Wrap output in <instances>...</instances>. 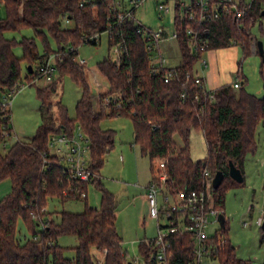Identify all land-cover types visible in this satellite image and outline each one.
Masks as SVG:
<instances>
[{"label": "trees", "instance_id": "obj_1", "mask_svg": "<svg viewBox=\"0 0 264 264\" xmlns=\"http://www.w3.org/2000/svg\"><path fill=\"white\" fill-rule=\"evenodd\" d=\"M0 1L5 4L7 12L6 18L0 21V33L30 27L43 44V53L40 54L33 39L23 38L19 42L23 53L21 59L28 63L24 78L30 80L36 67L48 55L65 52L56 63L58 78L67 74L82 87L74 119L67 116L66 108L60 102L49 101L57 92L59 80L37 88L43 122L28 140H17L6 152H0V182L8 179L11 183L10 193L0 199V264L132 263L122 248L116 228L113 195L104 189L99 177L89 183L73 179L48 148L50 134L71 133L79 125L90 143V166L99 173L114 142V132L99 127V120L106 116L131 119L134 143L141 154L149 158L151 178L156 161L165 160L167 187L172 193L201 188L205 168L211 174L222 171L223 180L212 194L214 208L223 213L225 191L238 185L228 176L227 162L232 161L243 174L245 154L256 149L255 126L264 121V92L262 96L246 92L244 77L238 89L224 84L207 91L201 76L204 87L196 84L193 64L199 53H192L186 29L197 28L207 41V50L230 46L235 40L246 54L251 39L247 26L250 21L264 17L260 14L264 0H251L241 19L220 11L218 18L199 27L181 14L180 0H174L172 20L180 63L175 67L161 68L156 73L151 72L147 41L135 32L133 20L118 22L116 0H90L81 5V0ZM237 1L241 5L244 0ZM66 23H71V27H64ZM106 30H110L109 47L119 43L120 53L118 59L104 58L96 65L108 89L97 95V109H94L93 95L75 56L77 47L88 37ZM48 37L54 40L56 48L51 49ZM15 45L13 41L0 39V92L11 89L21 79V60L12 52ZM168 73L170 76L165 82ZM104 99L108 102L105 103ZM53 106L57 109V116ZM10 121V110L0 112V141L3 140L1 131L11 130ZM192 129L200 130L205 140L206 156L202 160L193 161L189 154ZM88 184L101 191L99 208L86 206ZM48 198L81 199L85 207L81 213L58 212L57 222L45 209ZM18 220L30 235L22 242L16 237ZM226 231L225 221L224 226L210 237L217 245L215 259L219 264H250L248 260L236 257ZM64 234L74 235L77 239L72 259L63 256V248L57 243L58 237ZM171 241L173 258L170 264H185L192 246L190 235L176 234ZM92 250L103 254L102 258L95 256ZM139 251L147 254L142 242Z\"/></svg>", "mask_w": 264, "mask_h": 264}, {"label": "rangeland", "instance_id": "obj_2", "mask_svg": "<svg viewBox=\"0 0 264 264\" xmlns=\"http://www.w3.org/2000/svg\"><path fill=\"white\" fill-rule=\"evenodd\" d=\"M166 2L171 9L167 14H160L156 7L155 0H144L141 5L133 10V17L143 25L146 30L157 31L163 29V40L158 47L152 44L149 52L153 64L158 61L159 53L165 56V67H174L180 63V54L175 39L170 38L173 34L174 25L172 23L174 0H159ZM245 3L250 0H244ZM185 5L190 0H180ZM126 8L131 5L125 0ZM7 16L5 4L0 2V21ZM64 27H71V23H66ZM250 38L260 41L263 48L264 57V17L250 21L247 26ZM10 40L16 43L12 52L17 59H20V81L26 86L13 96L9 105L11 112V130L9 135L0 141V152H6L17 140L26 141L33 136L38 126L43 122L40 113V100L36 90L49 84L46 79H39L35 83L28 84L25 77V67L27 62L22 60V48L19 42L23 38L33 39L38 52L43 53V44L35 31L30 27L19 30H6L0 33V39ZM51 49L56 48V44L51 37H48ZM251 45V46H250ZM249 48L246 54L239 44H231L228 47L214 48L211 52L218 54L217 67L210 58V52H204L202 58L206 60L207 77L208 71L216 73V76L223 84H232L238 81L241 85L243 77L246 82L243 88L246 92L255 96H262L264 92V60L257 53L253 52L255 46L252 38L249 41ZM207 55V56H206ZM220 55V56H219ZM75 61L80 66V60L85 64L81 65L85 73L88 90L93 95V106L97 109V95L108 89L106 80L98 73L97 63L104 58L113 59L115 57L114 48L108 45V34L102 32L96 44H81L77 47ZM33 66H35L33 64ZM193 69L200 75H204L201 68L200 59L193 64ZM238 72V75H237ZM56 72L53 75L54 81L59 80L56 86L57 92L49 101L60 102L66 108L67 116L75 118V106L81 98L82 87L75 83L72 78L64 74L61 79ZM53 81V82H54ZM237 91V90H236ZM55 116L57 109L53 106ZM58 120V119H57ZM60 120H58L59 123ZM99 127L103 130L110 129L114 132L113 148L106 154L103 166L99 170L100 182L105 190L110 192L115 201L116 228L121 238V245L128 260L140 261L143 258L139 251L142 241L152 239L156 236L157 223L149 215L148 204L143 203L142 195L144 186L151 179L150 161L147 156L141 154L139 147L134 143L133 124L129 117H103L99 120ZM76 132V131H74ZM254 140L256 149L254 152H247L243 160L242 185H234L225 191L223 214L226 221V236L235 249V255L242 260H248L250 264H264V230H261L258 220L263 217L264 212V121H259L254 130ZM189 154L193 161L202 160L206 156V145L203 134L198 129H192L188 141ZM64 150V149H63ZM54 148L51 153L55 154ZM65 156V152H62ZM63 167L68 166L66 160H61ZM11 191L10 180L0 182V199ZM86 206L91 208L100 207L101 191L93 184L87 185ZM85 203L81 199L48 198L46 211L52 213V218L58 222V212L67 211L74 213L83 212ZM209 223L206 227L208 236H213L220 229L218 222ZM163 220L160 223L163 224ZM243 223H246L244 226ZM16 237L20 242L30 235L21 220L17 222ZM57 243L63 248V256L72 259L75 255L74 248L77 246V239L74 235L64 234L58 237ZM134 261V262H136ZM137 264V263H135ZM201 264H219V261L209 256H204Z\"/></svg>", "mask_w": 264, "mask_h": 264}, {"label": "built area", "instance_id": "obj_3", "mask_svg": "<svg viewBox=\"0 0 264 264\" xmlns=\"http://www.w3.org/2000/svg\"><path fill=\"white\" fill-rule=\"evenodd\" d=\"M90 0H81V3ZM144 0H127L131 8H126L125 0H116L115 6L119 13L117 15L118 22L125 19H132L135 32L141 34L147 41L146 47L150 52L152 44L158 47V44L163 40V29L159 28L157 31H151L141 25L133 17V10L142 4ZM1 2V1H0ZM157 10L160 14H167L171 9L166 5V2L155 0ZM251 0L247 3L239 4L237 0H190L188 5L179 1V10L181 14L197 25L201 26L208 20H214L219 17L220 11L231 13L236 19H241L249 8ZM174 12V7L172 13ZM173 23V20H172ZM174 25V24H173ZM108 37L110 30H106ZM187 36L190 37V48L195 55L199 53L201 66L206 67V61L201 55L206 52V39L200 36L199 30L195 27H188L186 29ZM101 33H95L88 37L83 44H96L100 39ZM172 39H177L175 28ZM232 44H236L232 40ZM252 49L256 52V42ZM251 46V45H250ZM114 48L116 60L119 57L120 44L112 46ZM65 52H55L47 56L45 61L39 64L35 69L34 76L27 80L28 84L35 83L39 79H46L51 83L54 81L53 75L57 72L56 63L61 60ZM156 64L151 65V72L156 73L159 69L165 67V56L159 53ZM80 66L85 64L84 60L78 61ZM169 68V67H168ZM170 73L165 76L164 81L167 82ZM194 81L204 87L200 75L195 73ZM234 89H238L240 84L234 81L232 84ZM25 84L18 80L11 89L0 92V112L9 110V105L14 95L25 88ZM207 89V88H206ZM207 91H209L207 89ZM211 96V95H210ZM197 99V98H196ZM107 103L108 99H104ZM76 131V132H74ZM73 132H58L52 133L49 136L48 148H54L55 155L59 162L66 160L68 166L66 169L71 173L73 179L79 182L89 183L98 178L96 173L90 166V143L86 135L82 132L79 125H76ZM9 135V131L3 129L1 137ZM64 149V150H63ZM65 152V156L62 152ZM213 174L205 168L203 171V184L199 189L179 190L177 192H170L167 187V175L165 173V160L159 159L154 165V175L145 187V198L148 204L149 215L156 220L157 232L152 239L142 241L147 248V254L141 253L143 264H170L173 258L172 238L176 234H188L191 237L192 246L190 250V257L185 264H201L204 256L215 258L217 245L211 240V236L206 233V227L209 223L218 222L217 216L221 212L214 208L213 188H212ZM163 220V224L160 223ZM262 221H258L261 224ZM245 226L246 223H243ZM133 260L131 264H140V261ZM100 264V262L98 263Z\"/></svg>", "mask_w": 264, "mask_h": 264}, {"label": "water", "instance_id": "obj_4", "mask_svg": "<svg viewBox=\"0 0 264 264\" xmlns=\"http://www.w3.org/2000/svg\"><path fill=\"white\" fill-rule=\"evenodd\" d=\"M260 14L264 15V8ZM256 50H257V53L262 57V60H264L262 43L260 41L256 42ZM227 173H228V176L230 177V179L233 180L236 184L240 185L244 182V177H243V174L241 173L240 169H238L233 164V162L230 160L227 162ZM223 176L224 175H223L222 171H216L213 174V178H212V188L213 189H216L217 187H219V185L221 184V182L223 180ZM217 220H218L220 227H223L224 223H225V218H224V214L222 212H220L218 214ZM260 228L262 230H264V215H263L262 222L260 224Z\"/></svg>", "mask_w": 264, "mask_h": 264}, {"label": "crops", "instance_id": "obj_5", "mask_svg": "<svg viewBox=\"0 0 264 264\" xmlns=\"http://www.w3.org/2000/svg\"><path fill=\"white\" fill-rule=\"evenodd\" d=\"M253 41L256 42L255 38L251 37ZM228 47V46H226ZM212 49H209V50H206V53L208 54L210 52V58L211 60L213 61L214 63V67H217V57H218V54H215L214 52H211ZM253 51V50H252ZM254 52V51H253ZM257 52V51H256ZM202 56V55H201ZM207 56V55H206ZM220 56V55H219ZM206 61V60H205ZM175 67V66H174ZM206 67H207V62H206ZM206 67H202L205 71ZM196 73H198L196 70H195ZM199 74V73H198ZM238 74V72H237ZM200 75V74H199ZM208 75L210 76V78L207 77V70L204 72V75H200L201 77L204 78V83H205V86L208 90H214L222 85H224L219 79L216 78V76L218 77L219 75L216 73V75L214 73H211L208 71ZM225 84H228V83H225ZM230 85V84H229ZM100 179V177H99ZM147 185V184H146ZM145 187L144 186V194L141 196L142 197V200H143V203L146 204V198H145ZM264 214V212H263ZM263 217L260 218L259 220L262 221ZM258 220V221H259ZM92 253L95 255V256H100V259L102 258V255H100V253H98L96 250H92ZM98 259V260H100Z\"/></svg>", "mask_w": 264, "mask_h": 264}]
</instances>
